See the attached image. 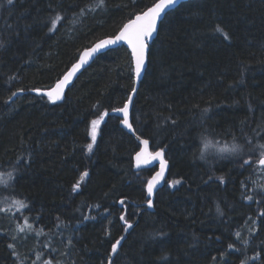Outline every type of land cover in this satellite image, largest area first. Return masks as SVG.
I'll return each mask as SVG.
<instances>
[{
  "label": "trees",
  "instance_id": "trees-1",
  "mask_svg": "<svg viewBox=\"0 0 264 264\" xmlns=\"http://www.w3.org/2000/svg\"><path fill=\"white\" fill-rule=\"evenodd\" d=\"M156 1L0 0V264H108L124 220L112 264H264V0H189L162 21L132 110L170 162L153 210L157 167L135 169L141 144L113 111L135 84L128 48L98 55L63 101L34 91Z\"/></svg>",
  "mask_w": 264,
  "mask_h": 264
},
{
  "label": "snow or ice",
  "instance_id": "snow-or-ice-1",
  "mask_svg": "<svg viewBox=\"0 0 264 264\" xmlns=\"http://www.w3.org/2000/svg\"><path fill=\"white\" fill-rule=\"evenodd\" d=\"M8 3L11 4L12 0H8ZM177 3V0H158L157 3H154L153 6L149 7L146 11L136 14L134 19H129L126 24L123 25V27L120 29L119 33L115 35L113 38L101 40L98 44L95 45V47L89 49L84 53V55L81 57L80 63L74 64L72 67V70L68 72L63 80L59 81L57 84V89H56V95L53 96V93L49 92L47 95L53 99H59V92L63 88L64 85H66L70 78L73 76V74L79 69L80 65L85 62V58L91 56L93 53H96L100 49H104L108 45H114L118 41H125L131 48V55H132V60L134 62V68L132 69L136 78L139 79L141 76L142 69L145 68V62L146 58L148 55V45L146 41L152 36V34L156 31L157 29V24L158 21H160L163 18V14L166 12V10L175 5ZM97 7H103L104 6V0H99L98 4L96 5ZM83 11V10H82ZM62 17L57 14L55 17L51 18V27L49 28V31H54L57 28V24L59 21H61ZM217 32L223 33L225 38H227V33L224 32L223 28H221L219 25H217L216 29ZM17 91H23V89H18ZM34 91H38L34 89ZM132 92H136V88L133 87ZM16 92L12 93V96H15ZM11 99V97H9ZM129 101L132 99L131 96H129ZM128 108L129 105L127 102H125L123 108L119 109H113V111H118L122 112L124 114V120L122 123L127 125L129 128L132 127V125L128 121ZM205 111H207L205 109ZM107 115V112H105L103 115L99 117V119H94L91 121L92 125V131H91V136L93 141L96 139V129L97 126L100 124L101 120H103L104 116ZM173 123H175L173 121ZM144 145L148 144L147 140H144L142 142ZM205 148L208 147L210 141L205 139ZM88 149L91 150L92 144H88ZM262 149H264V144L260 145ZM221 152H230V153H240L242 151V146L233 143L231 147L225 145L223 148L220 149ZM163 156V149L160 151H157L155 153H148L146 150L137 153L136 155V160H137V166H139L141 163L147 164L149 162V157L151 159H156V158H162ZM201 159H204L203 151H201ZM251 162V157L248 160L244 161V164L247 165ZM259 164L264 165V152L261 153V158L259 159ZM11 176V174H9ZM87 173H83L81 176V179H83L84 176H86ZM164 176V167L162 166L160 171L157 172L151 179L147 181V192L149 197H151L153 193V189L155 188L156 184L159 182L161 178ZM221 181H223V177L219 178ZM172 184H178L180 183L179 180H175L171 182ZM74 190L79 187V184L77 183L76 185L73 186ZM248 199H251V197H247ZM123 200L120 201L121 204H123ZM17 203L21 206L24 207L25 205L23 204L22 201H17ZM147 204L149 207L153 206V201L151 199L147 200ZM219 211V209H218ZM121 220H124V216L122 215L120 217ZM126 229L127 231L128 228L132 227V224L128 223L127 220H124ZM29 228H31V225H28ZM21 231H23V228H21ZM239 235V234H237ZM124 237H120L115 241V243L112 244L111 246V252L116 253L118 246L121 243V240ZM69 243H71L69 241ZM246 243V242H245ZM9 248H13L14 245L9 244ZM229 248L234 247L232 244L228 245ZM16 253L13 252V255ZM45 264H51V261H46ZM108 264H112V259L111 256L108 258ZM243 264V262H242Z\"/></svg>",
  "mask_w": 264,
  "mask_h": 264
},
{
  "label": "water",
  "instance_id": "water-1",
  "mask_svg": "<svg viewBox=\"0 0 264 264\" xmlns=\"http://www.w3.org/2000/svg\"><path fill=\"white\" fill-rule=\"evenodd\" d=\"M186 1H189V0H177V3H176L175 5L169 7V8L166 10V12L163 14V18H162L160 21H158L156 31H155V32L152 34V36L146 41V43H147V45H148V55H147L146 62H145V68L142 69L141 76L139 77V79H137L136 76H135V74H134V76H135V84H134V87L136 88V92H135V93L131 92L130 96L132 97V99H131L130 101H129V99L127 100V103H128V105H129V108H128V121H129V123L132 125L131 128H129V127H128L127 125H125L124 123H122V121L124 120V114H123L122 112H118V111H116V114L121 118L120 125H121L124 129H126L129 133L134 134L135 137L137 138V140L140 142V144H141V148H140V150H139L137 153L142 152V151H145V150H146L148 153H155V152L161 150V149L152 150L151 145H150V141H149L148 139L142 138V137H140V136H138V135L136 134L135 129H134V126H133V124H132V110H133V104H134V100H135L136 94H137V92H138V89H139V87H140V83H141L142 79L144 78L145 73H146V70H147V67H148L150 45L153 43V41H154L155 38L157 37L158 32H159V28H160V25H161L162 21L166 18L167 14H168L169 12L173 11L174 9H176L178 6H180L182 3L186 2ZM157 2H158V0H157L155 3H157ZM151 6H153V4H152ZM151 6H150V7H151ZM148 8H149V7H148ZM148 8H147V9H148ZM147 9H145L144 11H146ZM144 11H142V12H144ZM142 12H139V13H137V14H140V13H142ZM135 15H136V14H135ZM135 15H134V17H135ZM134 17L131 18V19H134ZM127 22H128V21H127ZM127 22H126V23H127ZM126 23H125V24H126ZM122 27H123V26H122ZM119 31H120V30H119ZM119 31H118L115 35H117V34L119 33ZM115 35L107 36V37L101 38L100 40H98V41H96L95 43H93L91 46H88V47H86L85 49H83V50L81 51V53H80L78 59H77V60H76V61H75L70 67H69V69L63 74V76L53 84V86H51L50 88H46V89H36V90H38V91H35V92H36V93H39V94H42V95H45V96H47V97H49V95H47V94H48L49 92H51V93H53V96H55V95H56V89H57V84H58V82L61 81V80H63L64 76H65L68 72H70V71L72 70V67H73L74 64L80 63L81 57L84 55V53H85L86 51H88L89 49L95 47V45L98 44L101 40H105V39L113 38ZM122 45L126 46V47L128 48V50L130 51V53H131V48H130V46H129L125 41H118V42H117L116 44H114V45H108V46L105 47L104 49H100V50L97 51L96 53H93L91 56L85 58V62L82 63V64L80 65L79 69L73 74V76L70 78L69 82H68L66 85H64L63 88L60 90V92H59V96H60V98H59V99H53V98H51V97H49V98H50L53 102H60V101H63L64 98H65V96H66V93H67L68 89L74 84V82H75L76 79L80 76V74H81V73H82V72H83V71H84V70H85V69H86V68H87V67H88V66H89V65H90L95 59H96V57H97L98 55H100V54H102V53H104V52H106V51H108V50H110V49L120 47V46H122ZM131 57H132V55H131ZM132 62H133V60H132ZM133 68H134V62H133ZM22 94H24L23 91H18V92H16V95L13 96L12 98L15 99L17 96L22 95ZM122 108H123V107H122ZM144 140H147V141H148V144H147V145H144V144L142 143ZM137 153H136L135 156H134V167H135L136 170H140V169H144V168H151V167H154V166L157 165V170H156V171L154 172V174L152 175V177H153L157 172L160 171V169H161L162 166L164 167V176H163V178H161V179L159 180V182L156 184L155 188L153 189V193H152L151 197H149V195H148V199H151V200L153 201V206H152V207H149L148 204H147V203H146V204H147V206H148V208H149L150 210H153V209H154V200H155V197H156V193L158 192V190H159L160 188H162V187L165 185V182H166V180H167L168 173H169V169H170V162H169V160L166 158V153H165V151L163 150V156H162V158L151 159V157H149V158H148V159H149V162H148L147 164H143V163H141L139 166H137V160H136V155H137ZM260 158H261V157H260ZM260 158H259V159H260ZM258 161H259V160H258ZM258 165L261 166V167H264V165H260L259 162H258ZM152 177H151V178H152ZM151 178H150V179H151ZM139 216H140V214H139ZM136 222H137V220H135V222H128V223L132 224V227H131V228H128L127 231H124V234L122 235L124 238L121 240V243H120V245L118 246L117 252H118L120 246L122 245L123 241H124V240L126 239V237L128 236L129 232H130V231L132 230V228L135 226ZM124 223H125V222H124ZM125 229H126V227H125ZM122 236H121V237H122ZM117 252H116V253H112V252H111V259H112V260H113V258L115 257V255L117 254Z\"/></svg>",
  "mask_w": 264,
  "mask_h": 264
},
{
  "label": "rangeland",
  "instance_id": "rangeland-1",
  "mask_svg": "<svg viewBox=\"0 0 264 264\" xmlns=\"http://www.w3.org/2000/svg\"><path fill=\"white\" fill-rule=\"evenodd\" d=\"M105 121V116H104V118H103V120H101V122H100V124L97 126V129H96V135H97V133H98V131H99V127H100V125L103 123ZM93 145V144H92ZM2 177V180L4 181L5 180V176H1ZM11 201V200H10ZM17 208V207H16ZM15 208V209H16ZM18 211H20L21 210V208L20 209H17ZM9 213V216H10V218H14L15 217V212H8ZM26 236H28V233H26ZM16 239V238H15Z\"/></svg>",
  "mask_w": 264,
  "mask_h": 264
},
{
  "label": "bare ground",
  "instance_id": "bare-ground-1",
  "mask_svg": "<svg viewBox=\"0 0 264 264\" xmlns=\"http://www.w3.org/2000/svg\"><path fill=\"white\" fill-rule=\"evenodd\" d=\"M100 40V39H99ZM98 41V40H97ZM130 95V94H129Z\"/></svg>",
  "mask_w": 264,
  "mask_h": 264
},
{
  "label": "flooded vegetation",
  "instance_id": "flooded-vegetation-1",
  "mask_svg": "<svg viewBox=\"0 0 264 264\" xmlns=\"http://www.w3.org/2000/svg\"><path fill=\"white\" fill-rule=\"evenodd\" d=\"M167 158V157H166ZM156 167H157V165H156Z\"/></svg>",
  "mask_w": 264,
  "mask_h": 264
}]
</instances>
